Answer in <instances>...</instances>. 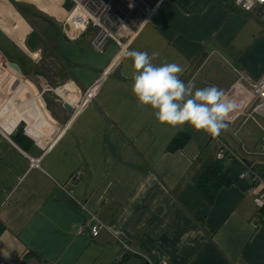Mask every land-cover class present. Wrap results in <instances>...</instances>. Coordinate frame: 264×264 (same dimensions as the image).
Here are the masks:
<instances>
[{"label": "crops", "instance_id": "1", "mask_svg": "<svg viewBox=\"0 0 264 264\" xmlns=\"http://www.w3.org/2000/svg\"><path fill=\"white\" fill-rule=\"evenodd\" d=\"M30 1L9 0L12 28L6 24L3 31L19 58L0 47V263L117 264L128 252L133 256L122 264H264V213L248 192L251 181L239 178L248 163L264 183V118L247 89L232 90L238 74L257 80L264 73V8L244 12L234 0H190L185 7L159 0L137 36L123 39L126 49L158 52L155 64L186 66L185 82L235 95L242 109L212 138L187 124L161 125L150 107L139 106L131 61L117 59L120 49L109 43L97 54L89 46L93 30L74 39L62 27L69 1L38 0L36 10ZM37 10L55 18L53 50L42 40L31 45L28 28L21 29L24 19L31 23L28 16L39 17ZM47 51L66 66L56 62L55 77L41 69ZM50 79L63 86L53 89ZM31 80H39L38 95ZM93 87L75 116L63 109L64 102L76 108ZM49 91L62 103L53 110L42 98ZM21 123L33 143L29 152L12 140ZM184 135V146L170 151ZM219 143L237 156L222 161L232 184L210 207H198L197 223L174 194L214 158ZM30 159H39V167ZM95 220L102 225L97 236L90 232Z\"/></svg>", "mask_w": 264, "mask_h": 264}, {"label": "built area", "instance_id": "2", "mask_svg": "<svg viewBox=\"0 0 264 264\" xmlns=\"http://www.w3.org/2000/svg\"><path fill=\"white\" fill-rule=\"evenodd\" d=\"M70 3V9L65 15L62 27H66L72 37H78L93 30V38L89 42L90 48L97 54H103L109 43L115 44L120 51L126 49V44L134 39L144 25L151 19L156 12L159 1L150 5L145 0H67ZM234 5L244 12H252L264 8V0H234ZM129 41L125 44L123 39ZM128 45V44H127ZM244 87L247 89L248 100L257 101L253 108L254 112H259L264 118V73L257 80H252L242 74H238L235 87L232 90ZM94 87L83 94L82 99L77 102V107L72 110V117L76 115L79 108L85 104L91 97ZM65 129V128H64ZM63 131V128L61 129ZM8 139V138H7ZM263 153H264V134H263ZM216 161H223L225 158L237 159L233 151L225 144L219 143L214 156ZM30 166L39 167V159H30ZM73 178L78 180L80 173H75ZM240 179H248L252 185L249 194L253 197V203L257 209L264 207V186L259 192L257 185H264L262 178L254 171L252 165L244 164V169L239 175ZM102 225L95 220L90 228L93 236H97ZM124 250L130 251L126 244H123ZM145 258L144 255H141ZM0 264H6L1 262ZM149 264H166L161 260Z\"/></svg>", "mask_w": 264, "mask_h": 264}, {"label": "clouds", "instance_id": "3", "mask_svg": "<svg viewBox=\"0 0 264 264\" xmlns=\"http://www.w3.org/2000/svg\"><path fill=\"white\" fill-rule=\"evenodd\" d=\"M158 56V52L137 49H124L117 56L131 61V92L138 105L150 107L161 125L177 128L187 124L218 138L242 104L235 95L214 85L198 88L193 80L185 82L181 77L186 66L166 61L155 64Z\"/></svg>", "mask_w": 264, "mask_h": 264}, {"label": "trees", "instance_id": "4", "mask_svg": "<svg viewBox=\"0 0 264 264\" xmlns=\"http://www.w3.org/2000/svg\"><path fill=\"white\" fill-rule=\"evenodd\" d=\"M181 6L185 7L190 0H174ZM30 44L32 39H29ZM32 45V44H31ZM183 143L177 144V141L170 146V151L180 149L187 141V136H183ZM181 138V137H180ZM12 140L24 151L29 152L33 143L23 135V129L12 137ZM232 184L227 176L222 161H216L215 158L200 163L191 181L184 187L180 188L174 196L181 207L192 217V219L200 223L202 218L196 214V210L201 204L210 207L218 194L223 188H228ZM264 213V207L261 208ZM2 226L0 225V232ZM124 257H120L117 264H122L127 258L133 256L125 252Z\"/></svg>", "mask_w": 264, "mask_h": 264}, {"label": "rangeland", "instance_id": "5", "mask_svg": "<svg viewBox=\"0 0 264 264\" xmlns=\"http://www.w3.org/2000/svg\"><path fill=\"white\" fill-rule=\"evenodd\" d=\"M37 1L38 0H34V3L36 4ZM30 2H32L30 4L32 5V7H34L33 9H35L36 6L33 3V1H30ZM41 3L42 2L39 1V7L43 8L44 6H42ZM10 7L14 9L15 5L13 7V4H11L9 2V0H0V19H1L0 20V47L4 50L5 53H10L11 55H15L16 57H18L13 42L6 43V40H10V37H7L6 34L3 32L6 28V24L9 28H12V26H10V25H12V23L9 22L12 19L11 18L12 15L10 14L11 13ZM51 7L53 8V6H51ZM37 11L39 13L38 14L39 17L34 18L36 16H33V17L28 16L29 19H31V23H29L27 21L25 22L26 19H24V26H21V29L24 30V28H28V30H29L28 39H32V41H34L35 43L36 42L40 43V41L42 40L44 45H45V48L53 50V47H54L53 31H54V28L56 27V24L54 22L55 18L50 17L47 13L41 12L39 10H37ZM18 39H20V37H18ZM0 55H1V53H0ZM43 58L44 59L42 60V63H41V65H42L41 69H42L43 74L44 75H50L51 77H53V75H54V77H55V75L57 73V68H58V66L55 63L56 62L59 63V58L56 56V54L53 51H47ZM59 64H60V67L63 66L62 69H64V67H66L65 65H61V63H59ZM52 72H53V74H52ZM61 75H65V74L61 73ZM37 81H39V80H35V81L31 80V82L34 83L35 87H37L36 89L33 88L36 95H38L41 92L39 87H38L39 84L37 83ZM49 83L52 85V87H54L53 89L60 88L61 86H63V83H60L59 79H50ZM42 98L44 99L46 104H48V107L51 110H53L52 106H54V105L60 106L62 104L61 101L57 98V96L55 94H53V92H50V91L45 92L44 97H42ZM56 99L58 100V102L55 101ZM45 102H44V104H45ZM19 125L23 126V130H24V127H26L25 124H23V123H21ZM6 138H8V137H6ZM7 140L10 141L9 138Z\"/></svg>", "mask_w": 264, "mask_h": 264}, {"label": "water", "instance_id": "6", "mask_svg": "<svg viewBox=\"0 0 264 264\" xmlns=\"http://www.w3.org/2000/svg\"><path fill=\"white\" fill-rule=\"evenodd\" d=\"M147 3H149L150 5H154V4H156L159 0H145ZM7 64V66L14 72V73H16V74H19L20 76H21V71H20V68L16 65V64H14V63H10V62H8V63H6ZM233 68H235V69H237V70H240L239 68H238V66L236 65V64H234L233 65ZM17 78V77H16ZM19 80V79H18ZM18 85V82H15L14 84H12L11 85V87L9 88V91H8V94H11L12 93V91L15 89V87ZM26 98H27V96H26ZM20 103V101H17V103ZM63 109L68 113V114H71L72 113V110H73V108H72V106H70L68 103H66V102H64L63 103ZM58 126V125H57Z\"/></svg>", "mask_w": 264, "mask_h": 264}, {"label": "bare ground", "instance_id": "7", "mask_svg": "<svg viewBox=\"0 0 264 264\" xmlns=\"http://www.w3.org/2000/svg\"><path fill=\"white\" fill-rule=\"evenodd\" d=\"M15 82H18V81H15Z\"/></svg>", "mask_w": 264, "mask_h": 264}]
</instances>
